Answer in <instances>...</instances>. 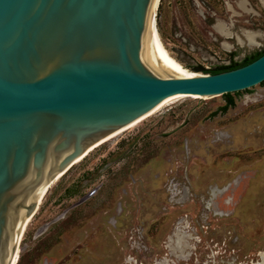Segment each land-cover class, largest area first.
<instances>
[{
	"label": "rangeland",
	"instance_id": "rangeland-1",
	"mask_svg": "<svg viewBox=\"0 0 264 264\" xmlns=\"http://www.w3.org/2000/svg\"><path fill=\"white\" fill-rule=\"evenodd\" d=\"M237 1L160 0L159 33L182 68L203 74L264 52L263 5L246 0V13ZM247 32L263 37L247 45ZM261 251L264 83L181 100L91 150L43 198L18 264H257Z\"/></svg>",
	"mask_w": 264,
	"mask_h": 264
},
{
	"label": "water",
	"instance_id": "water-1",
	"mask_svg": "<svg viewBox=\"0 0 264 264\" xmlns=\"http://www.w3.org/2000/svg\"><path fill=\"white\" fill-rule=\"evenodd\" d=\"M150 3L0 0V264L50 181L101 141L187 96L264 83V54L218 74H162Z\"/></svg>",
	"mask_w": 264,
	"mask_h": 264
},
{
	"label": "bare ground",
	"instance_id": "bare-ground-1",
	"mask_svg": "<svg viewBox=\"0 0 264 264\" xmlns=\"http://www.w3.org/2000/svg\"><path fill=\"white\" fill-rule=\"evenodd\" d=\"M261 2V4L264 7V0H259ZM159 4H160V0H151L149 9L147 11V16H146V26H147V30L149 33V37L151 40V44L153 47V51L155 54V58L158 64V68L159 71L164 74L167 77H175V78H179V77H192V76H198L200 75V73H195V72H190L184 68L181 67V65L173 59V57L171 56L170 52L168 51V49L166 48L165 44L163 43V40L161 38V35L159 33V29H158V25H157V11L159 8ZM237 7L244 11V12H250V9L248 8V3L246 2V0H238L237 1ZM214 30L215 32L220 35L221 37L225 38V39H231V38H235L236 41L239 44H243V41H241V39L235 35H233V33L231 32L230 28H228L225 24L223 23H217L216 25H214ZM244 38H245V42L247 43V45H255L256 44V40L260 39L263 37V35L261 33H251V32H247L245 34H243ZM186 99H190V100H208L211 98H201V97H197V96H187ZM155 114V113H154ZM153 115V114H152ZM150 115V116H152ZM150 116L134 123L131 124L127 127H125L124 129L114 133L113 135H111L109 138L101 141L99 144H97L95 147H93L92 149H90L85 155L79 157L78 159H76L69 167L67 170L60 172L53 180L50 181L49 185L47 186L46 190L44 191L43 195L41 196L40 200L37 203V208L35 210V212L31 215L10 259L9 262L11 264H18V260H19V254L21 252V245L23 243V239H24V235L27 231L28 226L30 225L32 219L34 218V216L37 214L41 204H42V200L45 197V195L47 194V192L49 191V189L51 188V186L57 182L63 175H65L70 169L71 167H73L75 164H77L84 156H86L89 152H91V150H93L94 148H96L97 146H100L101 144L110 141L118 136H120L122 133L134 128L135 126H137L139 123H141L142 121H144L145 119L149 118ZM173 241V240H172ZM174 247V246H172ZM173 254H178L177 257L181 258H185L184 256V251L183 249H171L170 250ZM258 257L260 258V261L257 264H264V251L259 252ZM166 261H162V263L160 264H166ZM159 264V263H157Z\"/></svg>",
	"mask_w": 264,
	"mask_h": 264
},
{
	"label": "trees",
	"instance_id": "trees-1",
	"mask_svg": "<svg viewBox=\"0 0 264 264\" xmlns=\"http://www.w3.org/2000/svg\"><path fill=\"white\" fill-rule=\"evenodd\" d=\"M264 54V52L260 53V54H257L255 55L254 57L252 58H247L245 59L241 64H233L227 68H224V69H214V70H211L210 72L209 71H206L204 70L203 68H198V71H201L203 72V74H218V73H222V72H225V71H230V70H234V69H237V68H240V67H243L245 65H248L250 64L251 62L255 61L256 59H258L260 56H262ZM223 97H230V94H227V95H223ZM233 106V100L232 99H228L227 102H226V105L224 106L223 110L225 111L228 107H231Z\"/></svg>",
	"mask_w": 264,
	"mask_h": 264
},
{
	"label": "built area",
	"instance_id": "built-area-1",
	"mask_svg": "<svg viewBox=\"0 0 264 264\" xmlns=\"http://www.w3.org/2000/svg\"><path fill=\"white\" fill-rule=\"evenodd\" d=\"M204 70H206V71H210L211 70V68L210 67H208V66H204V68H203Z\"/></svg>",
	"mask_w": 264,
	"mask_h": 264
}]
</instances>
